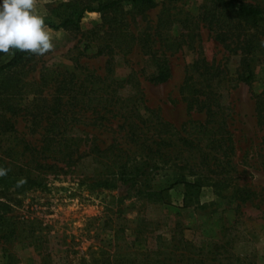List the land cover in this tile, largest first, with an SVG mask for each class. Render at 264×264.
Masks as SVG:
<instances>
[{"label":"trees","instance_id":"1","mask_svg":"<svg viewBox=\"0 0 264 264\" xmlns=\"http://www.w3.org/2000/svg\"><path fill=\"white\" fill-rule=\"evenodd\" d=\"M124 2L131 4L127 11L133 15L131 19L144 16L158 4L156 0H103L97 6H83L58 24L47 22L45 25L54 30L77 31L84 12L122 11ZM201 22L226 49L234 45L238 64L230 73L229 68L208 61L197 50V57L186 66L179 87L189 117L178 127L146 104L134 70L125 77H114L115 61L117 56H125L137 45L145 57L143 70L148 71V81L164 83L171 76L167 51L179 50L183 44L189 47L199 36ZM101 27L92 31L95 52L91 55L106 57L104 75L95 73L77 57L72 70H58L55 77L50 75L54 70H46L36 84L37 96L30 102L31 109L15 101L11 91L0 88V136L13 138V145L6 150L13 160L19 161L18 170L13 174L22 176L24 183L43 185L44 175L66 176L81 167L80 184L89 180L91 187L108 190L124 187L132 190L136 198L166 207L172 205L166 200L168 189L154 188L149 175L168 167L174 173L173 185L183 186L179 207L203 208L205 204L199 201L203 187L231 189L228 204L235 219L232 225L222 224L218 241L197 243L185 237L184 227L178 220L163 224L168 229L164 230L159 221L137 213L131 220L123 216V220L134 223L128 226L133 234L130 247L146 264H258L257 253L242 256L232 250L231 238H227L242 216V207L252 204L257 194L239 185L234 176L237 172L233 161L235 145L229 127L230 108L223 101V91L239 82L251 85L255 67L264 64V0H204L197 14L185 9L179 0H163L155 25L137 35L127 27L111 23ZM9 53L8 60L0 59V76L10 73L15 81L13 86L26 90L34 82L20 84L22 79L18 74L33 54L15 49ZM52 81L54 91L48 100L40 92ZM253 98L256 123L264 129V86L253 93ZM22 110L31 117V128L41 127L39 144L18 134L13 116ZM192 113L200 117H193ZM112 120H116L112 131L120 136L104 146L96 135L79 127L81 124L106 127ZM261 150L264 171V137ZM2 168L8 169L4 163ZM123 202L122 199L116 205L119 216L134 203L124 205ZM175 208L178 209L175 214H179L178 206ZM10 232L12 236L13 228ZM37 237L31 234L27 238L43 245ZM24 242V246L32 244L26 239ZM85 262L81 259L80 264ZM108 263L94 258L89 264ZM125 263L131 264L128 258Z\"/></svg>","mask_w":264,"mask_h":264},{"label":"rangeland","instance_id":"2","mask_svg":"<svg viewBox=\"0 0 264 264\" xmlns=\"http://www.w3.org/2000/svg\"><path fill=\"white\" fill-rule=\"evenodd\" d=\"M100 1L103 0H35V7L44 16L45 23L58 24L69 14L79 12L83 6H97ZM156 1L157 6L144 16L138 15L134 19L127 12L131 4L124 2L122 11L84 12L77 31L54 30L46 25L54 38V48L43 56L33 54L18 74L22 79L20 84L28 81L34 84L26 90L18 86L17 89L13 86L15 81L10 73H4L0 76V88L11 91L15 101L31 109L33 104L30 102L37 96L36 84L40 83L41 74L46 70H54L50 73L53 77L58 70H72L73 60L77 57L89 69L104 75L106 57L91 55L95 52L94 42H91L92 31L96 32L101 25L105 28L109 23L121 28L127 27L136 35L146 28L150 29L158 19L163 2ZM203 2L179 0L192 14L198 13ZM199 27V36L195 37L189 47L183 44L179 50L167 51L171 76L164 83L153 84L148 81V71L143 70L145 57L137 45L125 56H117L115 61L114 77H125L129 71L134 70L139 77L146 104L178 127L189 117L185 103L180 98L179 87L186 66L197 57V53L210 62L226 66L230 73L235 71L238 64V54L233 44L230 50L226 49L205 23L201 22ZM87 44L90 46L85 48ZM9 56L10 53H4L0 59L6 61ZM254 72L255 80L251 85L239 82L235 87L223 91V101L230 108L229 127L235 145L233 161L237 172L234 176L239 185L247 186L257 194L252 204L242 207V216L227 238H231L232 250L242 256L257 253L255 260L258 264H264V171L261 160L264 129L256 123L253 98V93H258L264 86V64H257ZM53 84L52 81L42 88L40 95L50 100L54 91ZM192 116L200 117L196 113H192ZM30 119L22 110L13 116L14 126L20 136L33 144H39L41 127L31 128ZM115 125L116 120H112L106 127L84 124L79 127L96 135L104 146L112 138H119L120 135L112 131ZM12 139L0 136V169L4 170L2 163L8 167L4 170L6 174L0 176V264H80L81 259L89 264L94 258L99 259V262L102 259L108 260V264H120V261L126 264L127 258L131 264H146L141 261L142 256L130 247L133 234L128 226L134 223L123 220V216L131 220L137 213L159 221L164 230L168 229L163 224L178 220L184 227L185 237L200 244L218 241L222 224L228 226L234 222V211L228 204L231 189L203 187L199 195L200 204H205L203 208L179 207L183 186L173 185L174 173L170 167L149 175L154 188L168 189L166 200L172 204L170 207L136 198L132 190L128 191L124 187L114 190L91 187L87 183L89 180L80 184L83 178L80 175L83 170L81 167L66 176L44 175L43 185L24 183L22 176L13 174L18 170L19 161L13 160L6 150L9 145H13ZM122 199L124 205L134 203L119 216L116 205ZM175 206H178L179 214H175L178 210ZM10 228H13L15 236L14 233L11 236ZM31 234L38 236L43 245L34 244V238H27ZM25 239L33 245L24 246Z\"/></svg>","mask_w":264,"mask_h":264},{"label":"clouds","instance_id":"3","mask_svg":"<svg viewBox=\"0 0 264 264\" xmlns=\"http://www.w3.org/2000/svg\"><path fill=\"white\" fill-rule=\"evenodd\" d=\"M53 39L35 0H0V53L15 49L43 56L54 48Z\"/></svg>","mask_w":264,"mask_h":264}]
</instances>
